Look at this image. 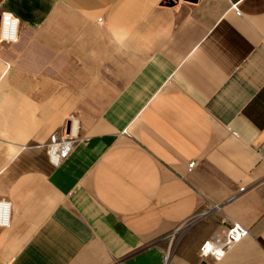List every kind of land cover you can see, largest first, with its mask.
I'll use <instances>...</instances> for the list:
<instances>
[{
    "label": "crops",
    "instance_id": "crops-1",
    "mask_svg": "<svg viewBox=\"0 0 264 264\" xmlns=\"http://www.w3.org/2000/svg\"><path fill=\"white\" fill-rule=\"evenodd\" d=\"M166 1L0 0V264H264V0Z\"/></svg>",
    "mask_w": 264,
    "mask_h": 264
},
{
    "label": "built area",
    "instance_id": "built-area-1",
    "mask_svg": "<svg viewBox=\"0 0 264 264\" xmlns=\"http://www.w3.org/2000/svg\"><path fill=\"white\" fill-rule=\"evenodd\" d=\"M238 13H240L236 4L233 5ZM19 18L9 11L0 13V43H12L17 41L19 35ZM81 119L78 111H71L59 130L51 133L49 140L44 145L51 162L59 165L67 159L72 153L76 143L80 140ZM124 133H128L126 129ZM194 161L189 163L192 168ZM9 201L0 199V226H8L10 224V205ZM219 208V205H215ZM210 209L202 213L206 215ZM186 226V222L179 225L171 234L174 237L179 231ZM250 234L249 229L240 222L231 221L225 230L221 233L216 232L212 237L204 241L200 246L202 255H212L216 260H220L231 247L239 243L244 237ZM6 264H14L12 261Z\"/></svg>",
    "mask_w": 264,
    "mask_h": 264
},
{
    "label": "rangeland",
    "instance_id": "rangeland-1",
    "mask_svg": "<svg viewBox=\"0 0 264 264\" xmlns=\"http://www.w3.org/2000/svg\"><path fill=\"white\" fill-rule=\"evenodd\" d=\"M78 113H79V112H78ZM79 115H80V114H79ZM184 227H185V226H183V228H184ZM183 228H182V230H183ZM184 229H185V228H184ZM182 230L179 231V233H178L179 236L182 234V233H181ZM178 234H177V235H178ZM177 239H179L178 236H176V238L174 239V242H173L174 244L176 243ZM172 241H173V240H172ZM170 242H171V241H170ZM173 243H172V244H173Z\"/></svg>",
    "mask_w": 264,
    "mask_h": 264
},
{
    "label": "water",
    "instance_id": "water-1",
    "mask_svg": "<svg viewBox=\"0 0 264 264\" xmlns=\"http://www.w3.org/2000/svg\"><path fill=\"white\" fill-rule=\"evenodd\" d=\"M166 2H167V3H168V2H173V0H168V1H166Z\"/></svg>",
    "mask_w": 264,
    "mask_h": 264
}]
</instances>
